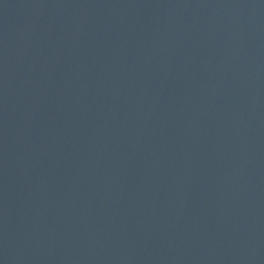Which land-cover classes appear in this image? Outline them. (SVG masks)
I'll return each instance as SVG.
<instances>
[{
  "label": "water",
  "instance_id": "obj_1",
  "mask_svg": "<svg viewBox=\"0 0 264 264\" xmlns=\"http://www.w3.org/2000/svg\"><path fill=\"white\" fill-rule=\"evenodd\" d=\"M0 264H264V0H0Z\"/></svg>",
  "mask_w": 264,
  "mask_h": 264
}]
</instances>
